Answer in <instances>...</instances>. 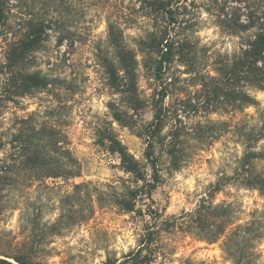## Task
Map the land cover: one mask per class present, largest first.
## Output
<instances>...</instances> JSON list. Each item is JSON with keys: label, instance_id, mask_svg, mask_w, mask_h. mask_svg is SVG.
Instances as JSON below:
<instances>
[{"label": "rangeland", "instance_id": "rangeland-1", "mask_svg": "<svg viewBox=\"0 0 264 264\" xmlns=\"http://www.w3.org/2000/svg\"><path fill=\"white\" fill-rule=\"evenodd\" d=\"M252 2L258 6L261 0H176L173 9L182 23L185 48L176 50L175 45L156 79L155 68L163 59L150 47L151 34L159 33L166 20L154 21L142 0L3 1L0 166L24 160L22 148L28 145L20 134L27 136L30 128L48 124L65 134L81 170L78 177L65 180L11 168L0 185V259L12 264H17L15 256L27 264L120 262L138 248L145 226L152 223L146 214L152 209L161 219L155 224L150 264H264V190L246 185L256 176L264 179V89L248 90L257 105L240 110L222 96L230 88L222 68L240 55L254 32L234 28L233 20L247 25V4ZM108 23L122 31L124 51L135 60L137 93L144 102L137 114L109 80V66L122 75L118 64L122 50L111 45ZM40 29L38 45L22 50L24 35ZM26 75H38L47 86L24 89ZM240 86L247 90L244 83ZM160 92L166 94L162 105L167 113L161 136L154 142L160 182L151 199L146 198L143 182L132 183L140 191L133 213L94 203L90 219L56 225L63 210L79 207L86 212L85 197L77 202L72 198L75 184L110 191L108 186L119 189L123 181L133 180L121 169L118 155L96 144L97 130L111 126L150 179L146 145L136 129L152 120V100ZM111 103L127 116L133 114L135 130L114 121ZM174 132L184 149L177 170L170 166L161 142ZM250 152L257 158L246 159ZM207 202L223 207L218 214L225 215L215 219L226 225L214 241L189 230V217L170 229L162 223Z\"/></svg>", "mask_w": 264, "mask_h": 264}, {"label": "trees", "instance_id": "trees-1", "mask_svg": "<svg viewBox=\"0 0 264 264\" xmlns=\"http://www.w3.org/2000/svg\"><path fill=\"white\" fill-rule=\"evenodd\" d=\"M3 1L5 0L0 1V17L2 15L1 5ZM142 2L145 4L146 14L154 21L159 23L163 19L166 20L159 33L151 34L150 40L152 42L150 46L152 50H155L156 54L162 53L163 60L155 68V77L159 79L163 64L170 60L171 50H173L175 45L177 47L176 50H184L185 48V44L180 38L182 23L176 19V13L173 9L176 0H142ZM258 4L260 5L256 6L254 2L247 4L250 10L247 25L237 24V19L233 20L234 28L240 30L253 28L254 32L247 38L246 43L241 46L240 50L243 51L240 55L234 57L229 67L222 68L227 76V86H230L228 90L224 91L222 96L230 100L235 110H240L244 106L257 105L256 100L248 90L264 89V0H261ZM140 8L144 9L142 5ZM107 26L111 45L115 50H122V52L118 53L119 71L122 75L118 77L117 70L113 66H109L107 68L109 80L113 85H117V91L120 90V93L124 96V103L128 109L133 111V114H137L144 106V102L137 93L135 60L130 52L124 51L127 49L122 44V31L115 24L108 23ZM41 32V29L37 33L34 31L27 32L24 35L27 41L24 44L22 43V50H33L41 40ZM240 83H244L247 86V90H240ZM22 84H24V89H44L47 86L46 81L38 75H26ZM165 95V93L160 92L157 95V99L153 98L151 104L152 120L143 125L141 130L136 129L137 121L133 118V114L127 116L126 112L121 111L114 103L109 105L114 121L130 130L136 129V135L143 138L146 145L145 164L151 169L150 179H146L143 165L129 153L111 126H108L103 131L97 130L95 135L97 137L96 144L107 152L118 155L121 169L126 174H129L133 180L131 182L123 181L122 186L118 187L119 189L115 188V186H108L110 191H103L97 188L91 190L89 184H75L72 198L77 202L81 196H84L87 201L86 212L83 213L79 207L78 209L63 210L66 212L59 216L56 225H61L67 220L70 224L76 225L90 219L94 213V203L99 206L110 204L124 213H133L140 191L132 183L143 182L146 198L151 199V192L157 188L160 182L158 158L154 156L153 148L155 140L160 138L164 129L167 109L162 105V101ZM219 97L215 96L214 99ZM29 131L31 134L27 136L20 134L19 136L20 140L25 139L24 142L28 146L22 148L24 160L17 162L13 160L15 163L13 166L17 167L16 171L19 169L32 171L37 177L65 180L76 178L80 175V163L72 155L69 143L62 131L54 125L48 124H43L39 129L30 128ZM168 137L162 138L161 142L164 145L166 155L170 159V166L177 170L183 159L184 149L180 147L181 141L177 132ZM29 149H32L31 155ZM253 158H257L255 153L246 154V159ZM12 167L9 164L0 166V185ZM246 185L250 188L257 187L261 191L264 190V179L256 176L246 180ZM76 206L78 205L76 204ZM219 210H223V207H216L211 202H207V205L204 203L199 205L192 213H183L180 217L173 216L170 219L163 220L162 223L167 229H170L176 226L178 220L189 217L190 220L187 225L189 230L196 231V236L201 235V233L210 235V238H205V240L214 241L219 234H223L226 225L223 221H215L216 218L223 219L225 217V215L218 214ZM148 211L146 214L150 217L152 223L145 226V234L138 248L126 254L120 262L108 259L101 264H150L152 262L154 254L150 246L157 239L155 224L161 219V215L152 209ZM64 213H67V215ZM214 227L218 228V230L215 229L214 231ZM144 252L146 253L143 254ZM12 259L17 264H27L19 257L15 256ZM0 264L12 263L0 259Z\"/></svg>", "mask_w": 264, "mask_h": 264}]
</instances>
